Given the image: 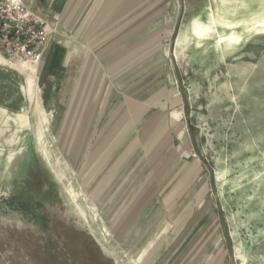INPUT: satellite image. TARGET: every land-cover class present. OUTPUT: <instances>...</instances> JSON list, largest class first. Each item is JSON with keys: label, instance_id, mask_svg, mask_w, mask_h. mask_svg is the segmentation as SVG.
<instances>
[{"label": "rangeland", "instance_id": "obj_1", "mask_svg": "<svg viewBox=\"0 0 264 264\" xmlns=\"http://www.w3.org/2000/svg\"><path fill=\"white\" fill-rule=\"evenodd\" d=\"M98 2L35 72L0 64V264H264V0ZM118 105L140 121L107 153Z\"/></svg>", "mask_w": 264, "mask_h": 264}, {"label": "crops", "instance_id": "obj_2", "mask_svg": "<svg viewBox=\"0 0 264 264\" xmlns=\"http://www.w3.org/2000/svg\"><path fill=\"white\" fill-rule=\"evenodd\" d=\"M35 0H26V2L30 5V7L35 10L32 6L33 2ZM38 1V9L43 12V16H45L48 20H50L52 23L55 21L56 18H58L57 25L60 24L64 31H70L75 30L79 33L80 39H85V37H88L93 31H98L97 24L100 21L99 15L103 13V9L106 4L104 2L100 3L98 0H62L61 4V10L57 11L56 8L60 3H58L60 0H36ZM105 1V0H103ZM59 15V16H58ZM54 25H56L54 23ZM56 25V26H57ZM47 50V49H46ZM97 88H91V93L94 95V91L92 90ZM96 91V90H95ZM91 93L89 96H91ZM138 111L141 110L142 106L139 105ZM89 112H95L97 109L95 106L91 104L87 105ZM86 107V108H87ZM121 107V108H120ZM129 105H118V109L112 107L108 114L106 115L101 130L99 133L96 134V138H98V141L102 144H106L105 148L102 150L104 152H107L108 150H114L116 145H119L120 143H125V138L128 137L129 132L133 125H135L140 119L134 120L133 117H131L130 114H125L126 118H121L124 113H130L132 111ZM75 112V111H73ZM79 112L78 116L75 115V120L77 119L76 123L74 124L78 126V135L81 136L84 133V136L86 134L85 127L88 126V123L90 122L91 117L89 115H82L81 112H86V109L80 108L76 111V113ZM123 113L119 115L118 113ZM71 111L70 114L71 115ZM77 116V118H76ZM74 118L72 121H75ZM100 138V139H99ZM142 143V141H141ZM108 153V152H107ZM107 155V154H106ZM107 157V156H106ZM101 159H103V155L101 156ZM105 159V158H104ZM97 160V158H96ZM106 160V159H105ZM113 166V163H111ZM108 165V163H107ZM105 166H101V168L95 167L96 172L94 174L96 175H106L109 174L108 172H105ZM98 171V172H97ZM100 171V172H99ZM112 174V173H111Z\"/></svg>", "mask_w": 264, "mask_h": 264}, {"label": "built area", "instance_id": "obj_3", "mask_svg": "<svg viewBox=\"0 0 264 264\" xmlns=\"http://www.w3.org/2000/svg\"><path fill=\"white\" fill-rule=\"evenodd\" d=\"M54 24L26 0H0V55L36 63L48 48Z\"/></svg>", "mask_w": 264, "mask_h": 264}, {"label": "bare ground", "instance_id": "obj_4", "mask_svg": "<svg viewBox=\"0 0 264 264\" xmlns=\"http://www.w3.org/2000/svg\"><path fill=\"white\" fill-rule=\"evenodd\" d=\"M214 13H212L213 17H211V21L213 23L215 22H218L217 21V18L218 16L220 17V21L221 23L224 25V28H227V29H231L232 26H234L236 23H239V21L243 20L242 18H240L239 20L236 19L237 17L234 15V14H227L226 12L223 14V12H217L218 14L217 17L214 16ZM234 17V18H233ZM240 17V16H239ZM235 19V20H234ZM208 26V25H207ZM210 29V28H209ZM215 32V31H214ZM217 32V31H216ZM230 34H232V36H230ZM220 35V34H219ZM218 35V36H219ZM225 36L227 37V39H230V40H234L235 39V36H234V31H231V33H225ZM220 38V36H219ZM218 38V40H219ZM217 40V41H218ZM26 62V61H25ZM25 62L21 61V60H18L16 62H12V61H9L7 60L6 58H4L2 55H0V64H4V65H9L11 67H15L16 69L20 70V71H24L26 68H30L32 70V72H35L36 71V68L33 67L32 65L30 64H26ZM32 74H27V77H32L31 76Z\"/></svg>", "mask_w": 264, "mask_h": 264}, {"label": "trees", "instance_id": "obj_5", "mask_svg": "<svg viewBox=\"0 0 264 264\" xmlns=\"http://www.w3.org/2000/svg\"><path fill=\"white\" fill-rule=\"evenodd\" d=\"M84 246L92 247V245L86 239L84 240Z\"/></svg>", "mask_w": 264, "mask_h": 264}]
</instances>
